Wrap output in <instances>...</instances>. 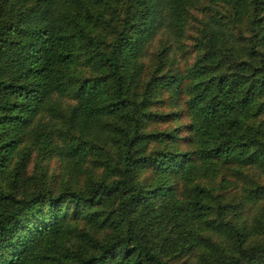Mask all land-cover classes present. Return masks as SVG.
Returning <instances> with one entry per match:
<instances>
[{
  "label": "trees",
  "instance_id": "trees-1",
  "mask_svg": "<svg viewBox=\"0 0 264 264\" xmlns=\"http://www.w3.org/2000/svg\"><path fill=\"white\" fill-rule=\"evenodd\" d=\"M200 1L0 0V264H264V0ZM26 138L68 182L22 186Z\"/></svg>",
  "mask_w": 264,
  "mask_h": 264
},
{
  "label": "rangeland",
  "instance_id": "rangeland-1",
  "mask_svg": "<svg viewBox=\"0 0 264 264\" xmlns=\"http://www.w3.org/2000/svg\"><path fill=\"white\" fill-rule=\"evenodd\" d=\"M198 9L194 12L197 16H202V14L206 12H219L222 13L226 10L225 7H223L222 3H218L213 0H203L200 3L198 2ZM113 17V16H112ZM93 31L95 34L99 36V38H105L108 39L110 36V33L107 32V29H104L102 26H97L93 28ZM189 32L193 33V30L189 28ZM161 41H166L170 47H171V53L174 55V57L178 60V64L180 66H185L189 63L192 62L194 57L197 55V49L195 46L192 44L193 40L188 36V38L181 39L180 42H176L175 40H165L164 38L157 37L153 40L152 44H150L147 48V53L146 56L144 57V62L146 66L149 65L150 63V57L153 55V52L157 50L158 45ZM80 62H78L79 64ZM77 65V64H76ZM79 67V65H78ZM64 104L67 105L70 103V98H65ZM161 110L159 111H166L168 108H160ZM59 125H62L61 120H57ZM175 122L172 121H157L154 125L151 126V128L154 129H163L167 128L170 126H173ZM17 151H22L24 154L25 158V173L26 176L23 181H22V186L29 185L30 183L34 184L35 182H38L40 179H37V174L39 175V172H44V180L47 185H50L52 188H58L60 187L64 182H68L69 178L61 171L60 165H59V160L56 157H48L47 158H42L39 153V144L34 140V139H28L26 140L16 149L15 157L17 155ZM43 165L45 167H43ZM44 169V171L42 170ZM34 172V176L30 178L29 174ZM245 174L243 176L244 178H249V179H256V180H262L261 177L257 174V171L254 170L253 168L250 169H241L240 175ZM220 176H217L211 181V187L212 193L215 194V198L219 199V201L223 203H229V199H231L230 195L234 192L230 189L228 186H224L220 182ZM242 177V178H243ZM240 178H237V182L240 186ZM227 195V196H226ZM225 196V197H224ZM229 201V202H228ZM235 206V207H234ZM234 206H232V210L228 211L227 217H232V214L234 211H238L240 215H247L251 216L253 214L252 212V205H241L239 202H237Z\"/></svg>",
  "mask_w": 264,
  "mask_h": 264
}]
</instances>
